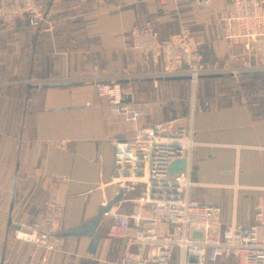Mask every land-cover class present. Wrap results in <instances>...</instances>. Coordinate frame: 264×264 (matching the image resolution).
I'll return each instance as SVG.
<instances>
[{"label": "crops", "instance_id": "crops-1", "mask_svg": "<svg viewBox=\"0 0 264 264\" xmlns=\"http://www.w3.org/2000/svg\"><path fill=\"white\" fill-rule=\"evenodd\" d=\"M40 2L53 26L51 34L23 23L11 29L0 26V264L7 255L11 264L39 260L40 251L17 241L14 232L34 220L49 192L65 202L62 234L95 217L98 208L121 190L114 184L100 186L94 113L74 105L73 92L95 81L119 82L122 79L116 76L122 72L144 71V59L129 44L132 27L155 23L164 39L179 23L193 22L197 34L211 41L207 58H236L244 51V41L221 38L213 15H195L192 0ZM228 2L213 0L216 7ZM223 77H203L192 84L188 108L185 87L190 84L169 80L161 89L157 113L160 119L187 114L191 119L195 145L190 197L217 206L223 225L247 227L264 204V192L257 188L259 137L243 130L251 117L245 102L213 89ZM23 83L30 90H45L43 109L31 110L19 100ZM203 84L211 87L205 89ZM102 151L111 156L108 144ZM55 177H62L64 183L56 184ZM125 203L122 199L117 204L118 212H124ZM108 224L102 218L95 230L100 239L94 254L87 252L89 239L61 237L62 250L46 264H119L123 242L106 235Z\"/></svg>", "mask_w": 264, "mask_h": 264}, {"label": "built area", "instance_id": "built-area-1", "mask_svg": "<svg viewBox=\"0 0 264 264\" xmlns=\"http://www.w3.org/2000/svg\"><path fill=\"white\" fill-rule=\"evenodd\" d=\"M195 15H213L223 40L244 41L241 56L209 59L205 56L209 38L197 34L193 22H181L161 38L157 24L134 26L128 33L133 51L144 59V71L137 75L122 72L119 82L95 81L73 93L76 106L93 110V131L97 142L95 163L100 186L114 184L123 191L130 208H112L106 235L123 242L119 264H217L234 259L236 264H264V204L254 222L245 227L223 225L217 206L190 197L194 186L190 165L194 142L189 115L157 120V103L169 79H187L195 85L203 77L264 72V0H230L214 6L213 0H192ZM23 23L51 34L40 0H0V26L11 29ZM19 100L31 110L46 105L45 90L19 87ZM251 115V114H250ZM262 116L247 117L243 130L257 134L256 149L261 155L257 188L264 192V125ZM156 121L157 124H156ZM108 144L111 156L102 146ZM185 162V171L169 175V166ZM55 183H64L55 177ZM139 187V197L134 189ZM65 202L49 192L34 220L14 232L17 241L40 251L38 261L46 264L53 253L62 250L61 223ZM7 255L1 264H11Z\"/></svg>", "mask_w": 264, "mask_h": 264}, {"label": "rangeland", "instance_id": "rangeland-1", "mask_svg": "<svg viewBox=\"0 0 264 264\" xmlns=\"http://www.w3.org/2000/svg\"><path fill=\"white\" fill-rule=\"evenodd\" d=\"M221 80L216 81V83L212 86L213 89L218 88L219 90H224L223 95L225 96H235L236 99H239L245 102L248 111L252 116L256 118L262 116V123L264 125V75L261 76H253L250 78H239V77H231L229 75H223ZM228 76V77H227ZM188 82V81H185ZM189 83V82H188ZM190 85L185 87L186 100L185 105L188 108L190 106L191 94L193 86ZM212 85V84H211ZM204 88H210V85H204ZM209 86V87H208ZM190 109V108H189ZM122 190V189H121ZM120 191V190H119ZM140 188L136 187L134 189V198L139 197ZM123 200L127 201V198H123ZM123 211L126 212L130 208V203L126 202L123 204ZM179 263V259H174L173 264ZM217 264H236L234 259L229 258L227 261L219 262Z\"/></svg>", "mask_w": 264, "mask_h": 264}, {"label": "water", "instance_id": "water-1", "mask_svg": "<svg viewBox=\"0 0 264 264\" xmlns=\"http://www.w3.org/2000/svg\"><path fill=\"white\" fill-rule=\"evenodd\" d=\"M263 74H264V72H254V73H243L241 76L245 77V78H250L253 76H261ZM169 80L187 81V79H185V78L184 79H169ZM156 116H157V120L165 121V119L159 118L158 113H156ZM178 117H179L178 115H174L170 119H176ZM157 122L158 121H156V124H157ZM185 167L186 166H185L184 161H182V160L175 161L169 166V169H168L169 175L173 176L174 174L183 173L185 171ZM122 199H123V191L120 190L118 192V195L112 201H110L107 204H105L104 206L98 208L95 217H93L92 219H90L87 222H84L83 224H81L78 227L66 230L65 232H63L61 234V237H74V238H87V239H89V245L87 248V252L91 255L94 254L95 249H96L97 244H98L99 239H100L99 236L95 235V230L97 229L100 220L112 208L116 207L117 204H119L122 201Z\"/></svg>", "mask_w": 264, "mask_h": 264}]
</instances>
